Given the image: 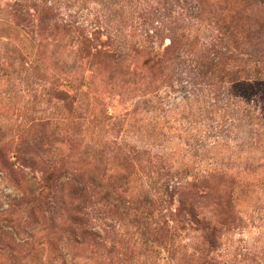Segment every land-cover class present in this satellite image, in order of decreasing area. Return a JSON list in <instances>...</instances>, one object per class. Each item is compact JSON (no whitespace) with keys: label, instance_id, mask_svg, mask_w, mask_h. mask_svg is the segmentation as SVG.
<instances>
[{"label":"rangeland","instance_id":"rangeland-1","mask_svg":"<svg viewBox=\"0 0 264 264\" xmlns=\"http://www.w3.org/2000/svg\"><path fill=\"white\" fill-rule=\"evenodd\" d=\"M14 1L0 0V245L10 248L0 262L264 264V50L246 65L230 38L234 32L241 47L248 36L264 39V0H34L160 56L176 35L214 51L229 45L256 80L234 89L208 76L190 82L182 66L174 81H162L139 60L145 79L123 92L105 88L85 67L71 74L74 57L55 51L65 35L51 37V28L37 36L28 22L12 20ZM152 17L165 19L162 42L150 32ZM179 76L187 79L178 84ZM51 175L52 190L32 202ZM206 177L216 192L231 194L233 212L214 206L215 192L203 201L207 190H174ZM111 182L119 188L112 206L99 188L113 190ZM182 201L201 219L225 224L216 239L203 241L196 224L183 226L191 219ZM129 208L146 210L143 223L164 232L142 245L133 226L138 213Z\"/></svg>","mask_w":264,"mask_h":264},{"label":"trees","instance_id":"trees-1","mask_svg":"<svg viewBox=\"0 0 264 264\" xmlns=\"http://www.w3.org/2000/svg\"><path fill=\"white\" fill-rule=\"evenodd\" d=\"M29 8L30 10H28ZM8 15L12 20L23 19L24 22H28V24L31 25L32 29H34L37 36H41L43 32L51 30V28L53 30L51 37L56 36L57 32H61L62 34H64L65 39H62L60 41V44H57V46H55V51L57 54H60L61 59H63L64 56L66 57V53H69L68 57H74V61L72 64L73 66L72 68H70L71 74L76 75L78 70L80 69L79 67H85L89 69V72H92L94 76L100 79L102 85L105 88L110 89L111 91L119 90V92H123L130 86L142 83L145 79L144 73L142 71L143 69L146 70V74L148 73L153 77L158 76L162 81H170L172 79V81H174L173 70L175 69L176 74V70L181 68L182 66L183 68H181L182 70L180 69V76H182V74H184L185 72V75L190 80V82H193L194 79H203L208 76L213 80H219L221 85L225 84V86H229L231 87V89H234V87L237 86L247 88V85H250L252 82H256L253 74H249V69L246 70L245 66L239 65L240 62L236 57H234L232 47H230L229 45L225 47L224 52L220 50L214 51V48H209L204 44H201L200 47L199 41H194L197 43L189 42L186 38V35H176L170 38L171 44L169 45V47H167V49H165L164 54L160 56L155 48L148 45L138 47L136 44L123 37L121 34H113L107 29L105 30L103 28L92 30L79 21L68 20L67 17H65L64 14H62L61 11L53 5H40L37 4L34 0H15L11 3V5H9ZM148 21L149 24L154 27L153 30L156 31V33L154 31H150L152 32L153 36H157L158 34L161 37V42L164 41L165 38L162 35L164 34V30L166 27L165 19H163L162 17H152L149 18ZM156 23L161 24L164 27H156ZM104 37L107 38V41H103ZM230 38L231 42L234 45L237 44L236 47L242 50L241 52L246 58V65H248L250 62L256 63L257 58L264 50L262 49V46H264V39L259 37L252 38L248 36V43L246 41L245 47H241L240 45H238L239 43L237 38L239 37H236V34L234 32L232 33ZM41 47H43V45H41ZM186 58H190L191 60L185 61ZM139 60L144 61L142 70L139 67ZM260 61L261 60L258 59V63H261ZM36 63L38 65H41L43 63V59H38ZM60 63L67 66L65 59ZM77 65L79 67H77ZM184 65H188L190 67L184 70ZM192 66L197 70V73L199 71H202L204 75L198 73L196 76L193 75L191 77L190 72H192V70L190 69ZM207 67L211 69L210 72L212 73H210V75L204 72ZM180 76L179 79H177L178 84L184 82V80L187 79H182ZM235 98L237 100H240V98L234 97V101ZM55 99L61 101L63 100L62 98L58 97H55ZM136 112L137 110L133 111L134 114H136ZM258 121L261 122L260 119H258ZM242 127L249 126L244 125ZM141 150L145 151L146 149L143 148ZM133 151L134 153H141V151H138L137 147L134 148ZM216 177L217 176H214L210 179H214ZM209 181V178L206 177L200 183L196 182L192 183L191 185L187 184L185 187L183 185H180L174 190L178 191L180 196L185 190L197 194L202 190H207V192L203 193V195H201L200 197L203 201L212 199L211 193L215 192V196L213 197L214 206L217 209H220V207H224L225 212H228V210L233 212L230 197L231 194H226L223 191L216 192L211 186H209ZM52 183L53 175L44 178L43 191L38 194V196L35 197L32 202L41 201L45 190H52ZM201 184L204 185L202 186ZM111 187H114V189H107L104 185L99 186V188H102L105 191L107 190L104 200L112 206L111 200L115 195H117L119 188L117 187L116 182H111ZM23 200L24 198L22 199V201ZM14 201L19 203L21 202V199L20 201H18L17 199H15ZM16 206L18 205L16 204ZM181 206V210L184 212V216L191 219L190 221L184 219V221H182L181 223L183 224V226L185 225L189 228H191V223L196 224V226H198L197 230H199V232L202 234L200 238H203V241L208 238L216 239L217 233L220 232L219 228L222 229L225 226V224L221 222H218L216 223V225H214L213 221H210L207 217L201 219L198 215H196V208H194V206H191V204H188L187 202L182 201ZM129 211L133 212V214L138 213L135 215L136 220L133 221V226L136 227L137 232L139 233V235L135 238L139 239L142 245H147V243H149V241L147 240L149 237H151L149 235H153L157 232H164V228L157 227L158 225L153 226L149 223L146 224V222L143 223L142 220H147L150 218V213H145L146 210H144V212H140V209L129 208L127 210V214ZM225 214L227 215V213ZM84 234L99 237L96 233L93 232H84ZM77 244L79 245V243ZM95 246L96 248H99L103 245L101 243L95 242ZM7 249L10 248H5L4 246L0 245V258L5 256ZM211 249L212 247L210 249L207 248V250L209 251H212ZM0 263L4 264L3 261ZM55 264H66V262H55Z\"/></svg>","mask_w":264,"mask_h":264}]
</instances>
